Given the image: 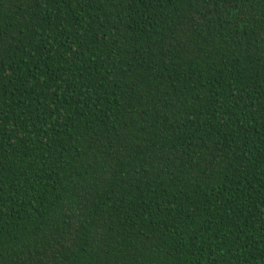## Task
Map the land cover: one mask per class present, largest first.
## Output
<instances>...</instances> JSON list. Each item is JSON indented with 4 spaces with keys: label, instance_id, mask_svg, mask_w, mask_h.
Returning a JSON list of instances; mask_svg holds the SVG:
<instances>
[{
    "label": "trees",
    "instance_id": "16d2710c",
    "mask_svg": "<svg viewBox=\"0 0 264 264\" xmlns=\"http://www.w3.org/2000/svg\"><path fill=\"white\" fill-rule=\"evenodd\" d=\"M0 264H264V0H0Z\"/></svg>",
    "mask_w": 264,
    "mask_h": 264
}]
</instances>
